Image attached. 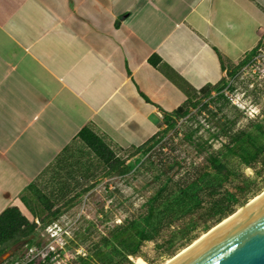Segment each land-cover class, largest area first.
<instances>
[{"label":"crops","instance_id":"0c3cea01","mask_svg":"<svg viewBox=\"0 0 264 264\" xmlns=\"http://www.w3.org/2000/svg\"><path fill=\"white\" fill-rule=\"evenodd\" d=\"M263 37L264 0H0V213L77 195L104 173L81 129L127 157Z\"/></svg>","mask_w":264,"mask_h":264},{"label":"trees","instance_id":"16d2710c","mask_svg":"<svg viewBox=\"0 0 264 264\" xmlns=\"http://www.w3.org/2000/svg\"><path fill=\"white\" fill-rule=\"evenodd\" d=\"M258 47L248 53L243 61L229 65L226 76L233 78L252 60ZM158 61L157 56L151 58L155 65ZM226 76L215 85L201 88L172 113L164 115V127L127 157L117 156L89 128L81 129L78 138L96 155L104 167V173L71 197L43 193L35 184H30L21 199L28 205L31 218L16 206L6 207L0 213V255L21 241L25 242V247H41V243L34 238L39 226L45 227L50 220L58 219L64 209L94 189L102 179L140 170L145 165L142 159L153 144L164 135L171 133L176 136L182 131L179 121L189 117L195 118L197 124L194 129L184 131L182 141H188L197 155L204 154L201 161L195 165L191 163L190 170H185L176 180L173 176L182 169L181 162L172 160L165 163L154 176L158 186L139 206V210L124 216L112 226L108 225L104 231H99L96 223L87 221L88 225L82 231L91 241L82 254H77L66 264H134L132 258H137L139 264H145L140 258L149 264L143 253L146 243H152L158 254L170 253L178 244L189 241L195 231H208L244 205L258 190V181L264 178V105L260 118L249 119L238 128L237 120L243 114L237 109L236 116L231 119L226 115L216 122L205 118L202 115L205 111L216 115L208 109L207 102L215 104L216 112L230 104L223 89L227 86L231 90L233 88L228 85ZM192 109L195 111L191 116ZM202 126L208 133L205 139L196 135ZM210 140L218 142L219 146L213 148ZM133 155H138V158L127 162ZM246 169H251L253 175H246ZM170 171L172 174L169 175ZM106 216L104 222L114 221L112 216ZM94 234L98 235L96 239ZM16 253L18 251L5 262ZM61 255L60 248L48 250L37 263L31 259L27 264H53Z\"/></svg>","mask_w":264,"mask_h":264},{"label":"rangeland","instance_id":"374dc122","mask_svg":"<svg viewBox=\"0 0 264 264\" xmlns=\"http://www.w3.org/2000/svg\"><path fill=\"white\" fill-rule=\"evenodd\" d=\"M249 63H251L250 66L241 68L233 78H228L225 75L229 82L228 85L233 88L225 93L230 104L220 112H216L215 104L211 101L207 102L208 109L216 115L212 116L205 111L202 113L205 118H210L211 122H216L219 117L226 115L231 119L236 116L235 109H237L242 112L243 116L237 120L236 128L246 124L249 119L260 118L261 109L264 105V38ZM228 94L232 95L235 104L231 102ZM212 95L213 97L216 96L215 93ZM194 111L191 110V116ZM179 123H181L180 128L182 131L178 132L176 136L170 133L158 139L143 157L142 160H144L145 165L140 170L130 172L125 176L102 179L94 189L83 194L58 219L50 220L45 224V227H38V232L34 238L35 241L41 243V247L35 245L25 247L23 245L17 250L18 253L15 256L3 264H27L31 259L37 263L43 258L46 251L59 248L62 249V255L53 264H66L74 259L77 254H82L91 241V238L89 239L82 231L83 227L88 225L87 221L96 223L97 229L104 231V228L108 225L112 226L124 216L138 211L139 206L158 186V180L154 176L160 167L163 169L165 163H170L172 160L181 162L182 169L174 174V180L178 179L185 170H190V164H197L204 154L197 155L189 142L182 141V139L184 131L194 129L197 122L195 118L189 117L186 120H180ZM196 135H201L204 139L208 137L207 130L203 126ZM210 142L213 148L219 146L218 142L214 140H210ZM170 174H172V171L169 172ZM245 174L252 176L253 171L246 169ZM258 185V190L249 197L245 204L264 192V178L258 181ZM244 205L239 206L235 211L241 209ZM25 214H28V212ZM107 214L112 216L114 221L104 222ZM28 215L31 218L30 214ZM216 225H213L210 229ZM208 231L205 232L200 229L195 231L189 241L178 244L170 253L158 254L152 243L144 245L143 253L149 264H166ZM93 237L96 239L98 235L94 234ZM136 259L132 258L134 264H139ZM140 260L148 264L142 258Z\"/></svg>","mask_w":264,"mask_h":264},{"label":"water","instance_id":"95a60500","mask_svg":"<svg viewBox=\"0 0 264 264\" xmlns=\"http://www.w3.org/2000/svg\"><path fill=\"white\" fill-rule=\"evenodd\" d=\"M24 243L2 253L0 264ZM167 264H264V196Z\"/></svg>","mask_w":264,"mask_h":264},{"label":"bare ground","instance_id":"6f19581e","mask_svg":"<svg viewBox=\"0 0 264 264\" xmlns=\"http://www.w3.org/2000/svg\"><path fill=\"white\" fill-rule=\"evenodd\" d=\"M263 196H264V192L262 194L256 196V197H254L249 203H247L244 207H242L241 209H239L233 216H230L229 218H227L224 221H222L220 224H217L216 226H214L207 233H205L202 237L198 238L191 245H189L183 251H181L177 256H179L181 253L185 252L186 250H188L189 248H191L193 245H195L196 243H198L199 241H201L202 239H204L205 237H207L208 235H210L212 232H214L215 230H217L218 228H220L221 225L223 226L228 221H230L231 219H233L234 217H236L237 215H239L240 213H242L244 210H246L247 208H249L252 204H254L256 201H258ZM177 256H175V257H177ZM174 258L170 259L168 262H170Z\"/></svg>","mask_w":264,"mask_h":264},{"label":"built area","instance_id":"2783aa9c","mask_svg":"<svg viewBox=\"0 0 264 264\" xmlns=\"http://www.w3.org/2000/svg\"><path fill=\"white\" fill-rule=\"evenodd\" d=\"M250 65H251V63H248V64L245 65L243 68H246V67H248V66H250ZM228 90H229L228 86H227L226 88L223 89V91H224L225 93H227ZM228 96H229V99L231 100V102L235 104V101L233 100L232 95H229V94H228Z\"/></svg>","mask_w":264,"mask_h":264}]
</instances>
